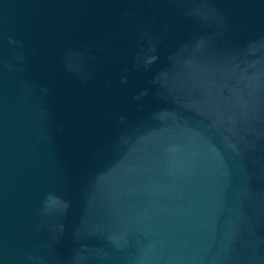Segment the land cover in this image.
Here are the masks:
<instances>
[{
  "label": "water",
  "instance_id": "95a60500",
  "mask_svg": "<svg viewBox=\"0 0 264 264\" xmlns=\"http://www.w3.org/2000/svg\"><path fill=\"white\" fill-rule=\"evenodd\" d=\"M0 264H264V0H0Z\"/></svg>",
  "mask_w": 264,
  "mask_h": 264
}]
</instances>
